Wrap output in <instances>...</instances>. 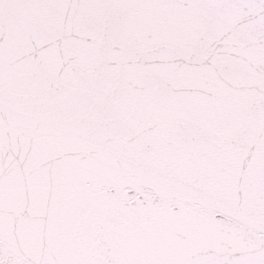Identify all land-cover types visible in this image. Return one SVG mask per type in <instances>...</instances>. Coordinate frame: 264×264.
<instances>
[{
  "label": "snow or ice",
  "instance_id": "6c2138e0",
  "mask_svg": "<svg viewBox=\"0 0 264 264\" xmlns=\"http://www.w3.org/2000/svg\"><path fill=\"white\" fill-rule=\"evenodd\" d=\"M0 264H264V0H0Z\"/></svg>",
  "mask_w": 264,
  "mask_h": 264
}]
</instances>
